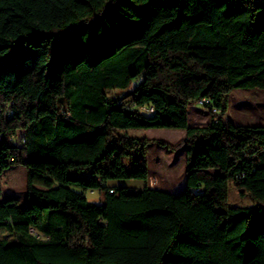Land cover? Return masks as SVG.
<instances>
[{
    "label": "trees",
    "instance_id": "trees-1",
    "mask_svg": "<svg viewBox=\"0 0 264 264\" xmlns=\"http://www.w3.org/2000/svg\"><path fill=\"white\" fill-rule=\"evenodd\" d=\"M238 89L264 91V0H0V177H26L24 205L0 190V264H264V126L226 117ZM149 129L185 135L128 133ZM150 144L184 148L182 191L114 184L147 181Z\"/></svg>",
    "mask_w": 264,
    "mask_h": 264
},
{
    "label": "rangeland",
    "instance_id": "rangeland-1",
    "mask_svg": "<svg viewBox=\"0 0 264 264\" xmlns=\"http://www.w3.org/2000/svg\"><path fill=\"white\" fill-rule=\"evenodd\" d=\"M126 92L108 91L111 98L120 97L121 102L127 100ZM228 103L226 117L234 124L249 126H264V91L259 89H238L226 96ZM147 114V113H145ZM210 119V113L199 105L188 107V125L204 127ZM174 129H149L146 131H129V135L148 140L164 141L171 146H178L184 134ZM148 167V179L142 181H117L115 185L140 189L144 185L157 190L178 193L185 188V151L184 148L167 150L166 148L150 144L145 149ZM73 171L68 172L74 177ZM26 177L25 169L21 166H11L5 175L0 177L1 199L9 197L16 199L19 205H24ZM86 197L93 203H99L100 192L88 191ZM228 202L231 206H254L253 201L245 192H240L230 186ZM12 237L9 231L0 228V237Z\"/></svg>",
    "mask_w": 264,
    "mask_h": 264
},
{
    "label": "built area",
    "instance_id": "built-area-1",
    "mask_svg": "<svg viewBox=\"0 0 264 264\" xmlns=\"http://www.w3.org/2000/svg\"><path fill=\"white\" fill-rule=\"evenodd\" d=\"M209 104H210V102L208 99H202V100L195 103V105H199L201 107H204V106L209 105ZM212 113H214V110ZM109 193H112V191L110 190Z\"/></svg>",
    "mask_w": 264,
    "mask_h": 264
},
{
    "label": "crops",
    "instance_id": "crops-1",
    "mask_svg": "<svg viewBox=\"0 0 264 264\" xmlns=\"http://www.w3.org/2000/svg\"><path fill=\"white\" fill-rule=\"evenodd\" d=\"M230 120V119H229ZM231 121V120H230ZM232 122V121H231ZM182 132H180V133H182V134H184L185 135V131H183V130H181ZM149 188V187H148ZM149 189H151V188H149Z\"/></svg>",
    "mask_w": 264,
    "mask_h": 264
}]
</instances>
